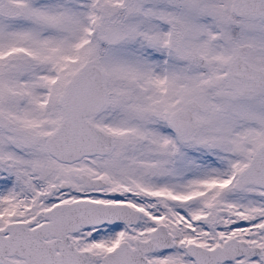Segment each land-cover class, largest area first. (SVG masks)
Segmentation results:
<instances>
[{
    "label": "snow or ice",
    "instance_id": "6c2138e0",
    "mask_svg": "<svg viewBox=\"0 0 264 264\" xmlns=\"http://www.w3.org/2000/svg\"><path fill=\"white\" fill-rule=\"evenodd\" d=\"M0 264H264V0H0Z\"/></svg>",
    "mask_w": 264,
    "mask_h": 264
}]
</instances>
